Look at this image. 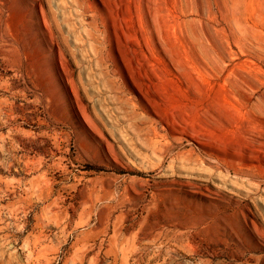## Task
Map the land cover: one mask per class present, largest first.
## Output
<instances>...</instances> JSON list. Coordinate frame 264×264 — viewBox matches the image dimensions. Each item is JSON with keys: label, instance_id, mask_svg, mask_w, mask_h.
I'll list each match as a JSON object with an SVG mask.
<instances>
[{"label": "rangeland", "instance_id": "1", "mask_svg": "<svg viewBox=\"0 0 264 264\" xmlns=\"http://www.w3.org/2000/svg\"><path fill=\"white\" fill-rule=\"evenodd\" d=\"M0 264H264V0H0Z\"/></svg>", "mask_w": 264, "mask_h": 264}]
</instances>
